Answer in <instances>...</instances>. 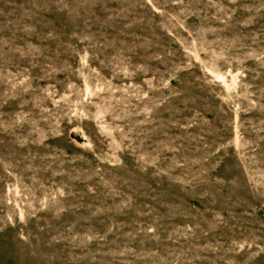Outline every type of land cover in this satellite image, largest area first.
I'll return each mask as SVG.
<instances>
[{
  "label": "rangeland",
  "instance_id": "obj_1",
  "mask_svg": "<svg viewBox=\"0 0 264 264\" xmlns=\"http://www.w3.org/2000/svg\"><path fill=\"white\" fill-rule=\"evenodd\" d=\"M0 264H264V0H0Z\"/></svg>",
  "mask_w": 264,
  "mask_h": 264
}]
</instances>
